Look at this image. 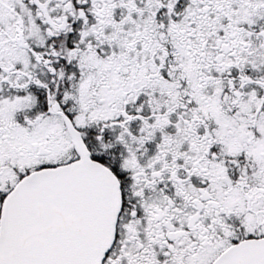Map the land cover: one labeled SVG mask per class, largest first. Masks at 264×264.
I'll return each instance as SVG.
<instances>
[{
  "label": "snow or ice",
  "instance_id": "1",
  "mask_svg": "<svg viewBox=\"0 0 264 264\" xmlns=\"http://www.w3.org/2000/svg\"><path fill=\"white\" fill-rule=\"evenodd\" d=\"M0 264H264V0H0Z\"/></svg>",
  "mask_w": 264,
  "mask_h": 264
}]
</instances>
